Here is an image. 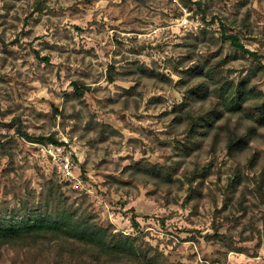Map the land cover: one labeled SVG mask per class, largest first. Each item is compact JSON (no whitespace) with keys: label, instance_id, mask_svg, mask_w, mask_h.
Returning <instances> with one entry per match:
<instances>
[{"label":"rangeland","instance_id":"rangeland-1","mask_svg":"<svg viewBox=\"0 0 264 264\" xmlns=\"http://www.w3.org/2000/svg\"><path fill=\"white\" fill-rule=\"evenodd\" d=\"M223 80L264 93V0H0V141L9 153L0 150V203L38 200L56 179L98 223L143 235L173 263L264 264V126L226 113L189 142L185 110L178 119L192 88ZM74 83L86 89L81 98ZM216 103L211 92L188 107L196 115ZM18 124L63 142L81 181L63 180ZM226 124L239 134L256 127L235 156ZM150 164L171 179L145 172ZM30 258L0 246V264H42Z\"/></svg>","mask_w":264,"mask_h":264},{"label":"trees","instance_id":"trees-1","mask_svg":"<svg viewBox=\"0 0 264 264\" xmlns=\"http://www.w3.org/2000/svg\"><path fill=\"white\" fill-rule=\"evenodd\" d=\"M196 5L201 6L199 2ZM222 36L236 50L248 52L237 35L223 32ZM210 69L211 72L215 71V67ZM203 71L204 68L199 67L194 74L198 76ZM109 80H113L111 74ZM73 87V95L81 98L86 89L81 83H74ZM211 92L217 99L216 106L210 111L192 115V109L188 107L191 101L207 99ZM188 94L185 102L177 107V113L180 114L178 119H181V111L185 110L189 142L214 132L218 120L226 113H243L254 124L264 126V93L256 91L247 82L218 81L211 90L202 82ZM250 100L253 103L249 105ZM16 128V133L29 142L65 145L51 135L29 136L20 124ZM223 129L226 132V150L230 156L244 151L256 132L255 125L248 128L245 134L230 129L227 124ZM214 136L216 138L217 133ZM7 145L8 142L0 141V150L4 155H9ZM185 148H188L187 144ZM256 158L257 155L253 160ZM144 168L145 172L155 177H163L166 181L171 179L168 169L162 166L150 164ZM238 184V180H233V187L236 188ZM131 225L139 231V223L134 217ZM1 245L25 250L31 255L30 261L34 263L40 258L42 264H185L169 261L141 234H126L116 231L112 226L101 225L87 207L69 201V196L62 191V185L56 179L48 181L38 200L35 194L29 193L18 198L15 207L0 203Z\"/></svg>","mask_w":264,"mask_h":264},{"label":"built area","instance_id":"built-area-1","mask_svg":"<svg viewBox=\"0 0 264 264\" xmlns=\"http://www.w3.org/2000/svg\"><path fill=\"white\" fill-rule=\"evenodd\" d=\"M37 148V152L47 157L50 162L54 163L60 172L61 177L66 182L75 183L81 181L79 179V170L70 152L65 149V145L33 143Z\"/></svg>","mask_w":264,"mask_h":264}]
</instances>
